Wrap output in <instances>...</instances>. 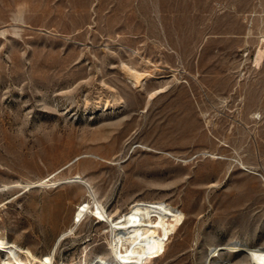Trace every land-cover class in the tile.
<instances>
[{"label":"rangeland","instance_id":"rangeland-1","mask_svg":"<svg viewBox=\"0 0 264 264\" xmlns=\"http://www.w3.org/2000/svg\"><path fill=\"white\" fill-rule=\"evenodd\" d=\"M263 37L264 0H0V238L114 261L107 223L70 232L93 201L61 182L79 174L113 218L137 200L184 212L145 264L263 246ZM44 178L60 183L25 186Z\"/></svg>","mask_w":264,"mask_h":264},{"label":"bare ground","instance_id":"bare-ground-1","mask_svg":"<svg viewBox=\"0 0 264 264\" xmlns=\"http://www.w3.org/2000/svg\"><path fill=\"white\" fill-rule=\"evenodd\" d=\"M133 76L139 77V74L137 75L136 72ZM44 179L46 180L44 181ZM44 179L30 182L25 186L31 187L43 184L55 186L60 183V181ZM61 182H80L87 186L90 195L93 197L92 202L90 199L87 202L80 203L77 207L70 232L74 229L73 226L80 224L88 214L97 217L101 222L107 223L109 227V255L114 261H109L106 255L103 256V254L98 256L91 264H145L153 246L160 242H166L184 221L182 210L156 200L152 202L137 200L131 205L128 212L113 218L105 206L96 198L91 184L81 175L72 176L68 180H61ZM70 232L66 231L62 236L64 237ZM0 249L6 253V257L0 260V264H32L33 261H39L40 264H54V253L39 258L30 248H21L4 238H0ZM224 250L241 251L247 254L246 256H250L255 264H264V245L252 247L246 243L213 248L207 257L206 264H222L217 258ZM21 253H24L25 256L23 257ZM68 264L86 263L70 262Z\"/></svg>","mask_w":264,"mask_h":264}]
</instances>
